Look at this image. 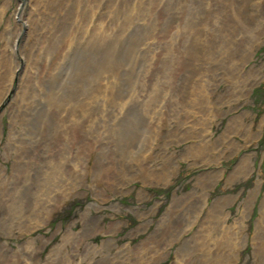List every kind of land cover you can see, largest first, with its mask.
Masks as SVG:
<instances>
[{
  "label": "rangeland",
  "instance_id": "obj_1",
  "mask_svg": "<svg viewBox=\"0 0 264 264\" xmlns=\"http://www.w3.org/2000/svg\"><path fill=\"white\" fill-rule=\"evenodd\" d=\"M1 6L0 264H264V0Z\"/></svg>",
  "mask_w": 264,
  "mask_h": 264
},
{
  "label": "bare ground",
  "instance_id": "obj_2",
  "mask_svg": "<svg viewBox=\"0 0 264 264\" xmlns=\"http://www.w3.org/2000/svg\"><path fill=\"white\" fill-rule=\"evenodd\" d=\"M4 6V5H3ZM3 6H1L0 8H2ZM4 9L2 8L0 11L2 12ZM4 12V11H3ZM4 14V13H3ZM18 13H16V15H17ZM1 15V14H0ZM1 17V16H0ZM17 17V16H16ZM10 72H11V70H10ZM6 76V75H5ZM5 78V77H4ZM231 126V125H230ZM228 127V129L226 130V133H224L223 134V136H225V137H227V135H228V133L229 132H231L230 130H231V127ZM236 170H238V172L237 173H241L242 172V169L241 168H238V169H236ZM235 174H236V172H235ZM224 245V244H223ZM220 246H222V244L220 243V244H215L214 245V248L215 249H220V248H222V247H220Z\"/></svg>",
  "mask_w": 264,
  "mask_h": 264
}]
</instances>
